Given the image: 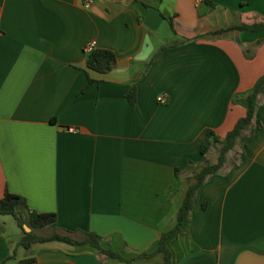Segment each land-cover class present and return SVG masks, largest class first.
I'll list each match as a JSON object with an SVG mask.
<instances>
[{"label":"crops","instance_id":"1","mask_svg":"<svg viewBox=\"0 0 264 264\" xmlns=\"http://www.w3.org/2000/svg\"><path fill=\"white\" fill-rule=\"evenodd\" d=\"M85 1L0 0V199L20 196L130 259L175 226L206 133L222 139L245 115L264 31L228 28L264 21V0ZM89 43L115 54L109 73L86 69ZM256 118L243 162L208 179L186 234L166 242L172 264H264V95ZM1 217L0 264H124L61 242L18 258L21 234Z\"/></svg>","mask_w":264,"mask_h":264},{"label":"trees","instance_id":"2","mask_svg":"<svg viewBox=\"0 0 264 264\" xmlns=\"http://www.w3.org/2000/svg\"><path fill=\"white\" fill-rule=\"evenodd\" d=\"M228 30L260 32L264 31V21L253 22L251 24L236 25ZM156 56H153L147 63L149 67ZM116 64L115 54L107 49H93L86 55L85 65L89 71L98 74L109 73ZM92 83L88 79V85ZM136 88L132 85L126 93L125 98L133 105L135 100ZM264 95V77H262L254 86L250 94L244 97L246 112L243 117L238 119L233 128L222 138H217L212 131H208L200 143L199 154L201 165L199 169L188 176L189 184L186 188L183 200L176 213L175 226L160 235L156 241L155 248L150 253L134 255L130 259L123 258L120 253L113 252L105 247L104 239L93 233L76 230L73 232L57 228L55 214L37 213L30 210L24 198L5 191L0 199V216H10L21 230V237L18 246L29 250L33 245L48 242H61L70 246H88L96 251L98 256H104L110 261L119 263H128L135 259H147L154 255L161 256V264H172V256L166 245V242L173 236L185 235L186 231L182 228L189 222L191 211L198 200L201 187L214 175H226L232 168L238 167L244 160L243 143L249 139L255 132L261 129V124L256 118V109L259 104V96ZM212 155L213 161L210 160ZM233 155L232 162H229ZM189 165L192 162H187ZM176 178H179V170H174ZM24 227L30 231L25 232ZM46 230L47 235L39 234L36 231ZM124 253H128L123 251ZM122 252V253H123ZM8 259H14L13 254ZM35 261L34 258H26L18 261L16 264H30ZM3 264V263H2Z\"/></svg>","mask_w":264,"mask_h":264},{"label":"rangeland","instance_id":"3","mask_svg":"<svg viewBox=\"0 0 264 264\" xmlns=\"http://www.w3.org/2000/svg\"><path fill=\"white\" fill-rule=\"evenodd\" d=\"M213 158L214 157H212V155H210L211 161H213ZM232 160H233V155L230 157L229 162H232ZM1 219L4 220V222H5V232L4 233H6V235H9L10 239H11L13 234H15V236H13L12 238H15L16 235L18 236L21 234V230L16 226L15 221L11 217L4 216V217H1ZM28 231H30V230L28 229ZM36 232L39 234H43V235H47L50 233L49 231H46V230H43V231L40 230V231H36ZM30 254H31V251H26V250L18 251L17 257L18 258H24ZM158 259H160V256H157V259L152 260L151 263H149V264H157Z\"/></svg>","mask_w":264,"mask_h":264},{"label":"built area","instance_id":"4","mask_svg":"<svg viewBox=\"0 0 264 264\" xmlns=\"http://www.w3.org/2000/svg\"><path fill=\"white\" fill-rule=\"evenodd\" d=\"M90 3H91V0H86L85 3H84V5H83V7H84V8L89 7ZM93 49H94V44L89 43V44H87V45L84 47V52H85L86 54H89ZM156 100H157L158 103H160V104H164L165 101H166V95H165V94L160 95V96L157 97ZM67 132H68V133H75L76 131H75L73 128H68V129H67Z\"/></svg>","mask_w":264,"mask_h":264},{"label":"water","instance_id":"5","mask_svg":"<svg viewBox=\"0 0 264 264\" xmlns=\"http://www.w3.org/2000/svg\"><path fill=\"white\" fill-rule=\"evenodd\" d=\"M24 229H25V232H29L28 229H27L26 227H24Z\"/></svg>","mask_w":264,"mask_h":264}]
</instances>
